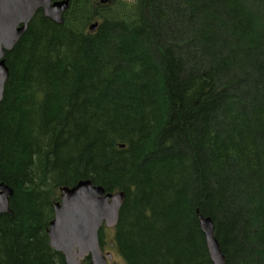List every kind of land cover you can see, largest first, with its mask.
<instances>
[{
    "label": "trees",
    "instance_id": "trees-1",
    "mask_svg": "<svg viewBox=\"0 0 264 264\" xmlns=\"http://www.w3.org/2000/svg\"><path fill=\"white\" fill-rule=\"evenodd\" d=\"M62 19L39 10L5 54L0 264H66L48 225L88 178L124 192L126 264H213L200 217L224 264H264V0H68Z\"/></svg>",
    "mask_w": 264,
    "mask_h": 264
},
{
    "label": "water",
    "instance_id": "water-1",
    "mask_svg": "<svg viewBox=\"0 0 264 264\" xmlns=\"http://www.w3.org/2000/svg\"><path fill=\"white\" fill-rule=\"evenodd\" d=\"M67 8L68 0H0V102L8 77L6 52L14 47L39 10L44 17L61 24ZM96 25V22L92 23L89 30L94 31ZM60 191V201L54 205L53 218L47 229L49 245L64 256L66 264H80L85 257L90 258V264L112 262V253L103 252L100 246L99 231L102 226L116 224L124 192L106 193L101 185L94 184L89 178L72 186H62ZM12 194V188L0 182V214L10 213L9 197ZM199 226L210 260L213 264H224L212 221L200 217Z\"/></svg>",
    "mask_w": 264,
    "mask_h": 264
},
{
    "label": "rangeland",
    "instance_id": "rangeland-1",
    "mask_svg": "<svg viewBox=\"0 0 264 264\" xmlns=\"http://www.w3.org/2000/svg\"><path fill=\"white\" fill-rule=\"evenodd\" d=\"M113 227L103 226V245L102 248L106 252L114 253V262L118 264H126L125 261L119 256V254L115 251V248L112 246L113 242Z\"/></svg>",
    "mask_w": 264,
    "mask_h": 264
},
{
    "label": "flooded vegetation",
    "instance_id": "flooded-vegetation-1",
    "mask_svg": "<svg viewBox=\"0 0 264 264\" xmlns=\"http://www.w3.org/2000/svg\"><path fill=\"white\" fill-rule=\"evenodd\" d=\"M102 250H103V248H102ZM103 252H106V251H104L103 250ZM112 255H113V253H112ZM112 262H114V255H113V260H112ZM112 262L110 261V262H108L109 264H112ZM116 263V262H115ZM116 264H118V263H116Z\"/></svg>",
    "mask_w": 264,
    "mask_h": 264
}]
</instances>
